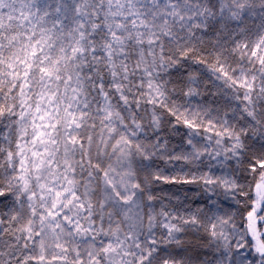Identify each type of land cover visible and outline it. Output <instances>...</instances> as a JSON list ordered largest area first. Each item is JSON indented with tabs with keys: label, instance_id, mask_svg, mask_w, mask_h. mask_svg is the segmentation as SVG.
<instances>
[{
	"label": "snow or ice",
	"instance_id": "1",
	"mask_svg": "<svg viewBox=\"0 0 264 264\" xmlns=\"http://www.w3.org/2000/svg\"><path fill=\"white\" fill-rule=\"evenodd\" d=\"M0 264H264V0H0Z\"/></svg>",
	"mask_w": 264,
	"mask_h": 264
}]
</instances>
